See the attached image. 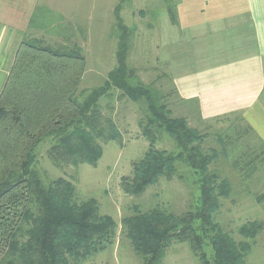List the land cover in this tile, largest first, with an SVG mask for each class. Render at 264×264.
<instances>
[{"label":"trees","instance_id":"obj_1","mask_svg":"<svg viewBox=\"0 0 264 264\" xmlns=\"http://www.w3.org/2000/svg\"><path fill=\"white\" fill-rule=\"evenodd\" d=\"M129 1L119 0L115 11L116 67L102 86L87 94H77L86 67L79 44L68 41L51 48L34 39L23 41L15 52L0 93V264H80L114 244L118 230L114 219L100 215L95 199L78 203L71 181L42 176L38 148L48 142L47 153L56 165L63 161L75 168L96 167L103 156L100 142L123 140L116 123L104 117L99 105L115 91L145 107L140 127L149 140L148 150L134 165L133 177L122 183L124 191L141 196L159 179L177 176L178 163L191 170L199 190L195 206L182 215L136 206L133 215L122 220L123 233L141 264H162L175 242L189 243L202 264H246L255 238L264 231V220L247 222L239 227L242 240L236 242L216 221L220 201L229 198L231 184L210 166L220 156L229 158L228 135L217 134L219 148L207 151V135L192 128L187 118L173 117L168 95L144 84L129 66L135 29L121 18ZM166 6L172 24H177L175 0ZM47 10L36 8L30 28L40 15L47 34L59 31L67 37L71 28L56 24L57 18L47 20ZM152 13L157 19L158 11ZM173 86L182 104L195 103L181 98ZM247 128L264 153V143ZM158 136H167L173 149H159ZM256 200L264 204V192ZM207 248L212 250L210 257Z\"/></svg>","mask_w":264,"mask_h":264},{"label":"rangeland","instance_id":"obj_2","mask_svg":"<svg viewBox=\"0 0 264 264\" xmlns=\"http://www.w3.org/2000/svg\"><path fill=\"white\" fill-rule=\"evenodd\" d=\"M39 2L40 9H48L50 12L47 20L57 18L56 24L71 28L67 36L70 39L67 40L66 35L59 34V31L53 35L47 34L42 24L44 19L37 15L32 23L34 28H30L29 23L27 30L21 32L12 53L16 52L23 41L34 39L45 41L51 48L67 45L68 41L79 44L83 49L86 67L77 94H87L102 86L116 67L118 39L113 30L119 0ZM168 3H174V0H130L126 3L121 18L130 29H135L128 58L129 66L144 84L152 85L168 95L166 100L173 117L187 118L192 128L207 135L204 144L207 151L219 148L215 141L217 134L228 135L229 158L220 156L210 169L231 184L229 198H222L220 201L216 221L234 241L239 242L242 240L238 233L239 227L247 222L264 220V204L256 200L264 192V153L260 151L263 148L239 116L204 122L197 116V102L188 103V106L182 104L178 95L173 92L175 88L168 67L164 58L155 50L160 25L152 13L158 11V15L163 16L161 12ZM99 105L104 117H111L120 129L122 142H100L103 156L97 166L81 164L77 168L65 165L63 161L56 165L47 153L50 146L47 142L38 148V169L42 176L51 180L64 178L71 181L75 185L78 203L95 199L100 215L113 218L118 225L114 244L80 264H141L123 233L122 220L132 216L136 206L144 211L159 207L182 215L195 206L199 196L198 186L191 170L178 163V175L172 179H159L141 196L126 193L122 183L133 177L135 163L142 159L149 148V140L142 135L140 127L145 107L130 102L116 91L110 97L103 98ZM157 147L170 151L174 145L167 136H158ZM255 154H259V159L255 158ZM254 242V248L245 262L264 264V231L258 234ZM205 252L209 257L212 256L210 248L205 249ZM162 264L202 262L189 243L175 242L167 251Z\"/></svg>","mask_w":264,"mask_h":264},{"label":"crops","instance_id":"obj_3","mask_svg":"<svg viewBox=\"0 0 264 264\" xmlns=\"http://www.w3.org/2000/svg\"><path fill=\"white\" fill-rule=\"evenodd\" d=\"M39 0H0V93ZM164 9L155 47L181 98L203 120L239 116L264 143V0H175ZM159 17V18H158Z\"/></svg>","mask_w":264,"mask_h":264}]
</instances>
